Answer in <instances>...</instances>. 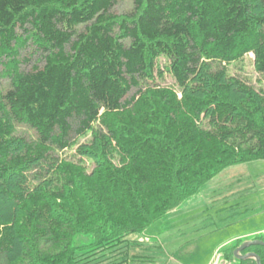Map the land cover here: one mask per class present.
<instances>
[{
    "label": "trees",
    "instance_id": "trees-1",
    "mask_svg": "<svg viewBox=\"0 0 264 264\" xmlns=\"http://www.w3.org/2000/svg\"><path fill=\"white\" fill-rule=\"evenodd\" d=\"M131 1L0 0V264H164L129 238L264 161V0Z\"/></svg>",
    "mask_w": 264,
    "mask_h": 264
},
{
    "label": "rangeland",
    "instance_id": "rangeland-1",
    "mask_svg": "<svg viewBox=\"0 0 264 264\" xmlns=\"http://www.w3.org/2000/svg\"><path fill=\"white\" fill-rule=\"evenodd\" d=\"M131 9V0H118L113 13L120 15ZM251 59L253 56L249 55L236 71L233 67L231 69L258 89V86H264V80L254 71ZM172 83L171 78L167 77L166 84ZM19 133L25 134L27 138L32 135L25 129L19 130ZM236 200L239 203L245 202L246 205L241 210L236 209L237 205L232 207L230 202L236 203ZM230 207L235 208L236 213L225 210ZM206 208L208 210L202 213ZM214 209H222L224 212L217 214ZM262 230L264 161H256L226 168L205 184L198 194L167 213L164 220L154 223L146 232L145 238L132 236L129 240H134L155 258L163 259L164 264L171 257L177 260L176 264H201L212 252L223 251L239 241L253 238L256 234L264 237V233L260 232ZM91 241L90 236L78 238L76 245H87ZM226 241L230 242L224 245L223 242ZM230 264L239 262L234 259Z\"/></svg>",
    "mask_w": 264,
    "mask_h": 264
},
{
    "label": "crops",
    "instance_id": "crops-1",
    "mask_svg": "<svg viewBox=\"0 0 264 264\" xmlns=\"http://www.w3.org/2000/svg\"><path fill=\"white\" fill-rule=\"evenodd\" d=\"M240 200H246V199H240ZM242 201H240V202H242ZM230 203H232L231 205H233L232 207H234V206H236V209H242V207L244 206V204L246 205V203L244 202V203H239V202H237V200H236V203H235V201H232V202H230ZM229 203V204H230ZM232 207H230L229 209H225V210H228V211H230L231 213H236V209L235 208H232ZM209 208V207H208ZM208 208H206V209H204L203 211H202V213H205L207 210H208ZM240 209V210H241ZM214 211V213H222V212H224V210H222V209H220V210H216V209H214L213 210ZM239 211V210H238ZM246 212V211H245ZM261 233H264V230H262V231H260ZM257 235H260V234H256V236ZM234 239V238H233ZM232 239V240H233ZM247 240H249V239H247ZM228 242H230V241H226V242H223V244L225 245V244H227ZM234 242V241H233ZM240 242V241H239ZM234 244V243H233ZM232 247V246H231ZM231 247H227L226 249H228V248H231ZM215 254V252H212V254L211 255H209L208 257H206V259H204L202 262H201V264H208L209 263V261H210V259H211V257L213 256ZM176 262H177V260H175V259H173L172 257L166 262V264H168V263H174V264H176Z\"/></svg>",
    "mask_w": 264,
    "mask_h": 264
},
{
    "label": "water",
    "instance_id": "water-1",
    "mask_svg": "<svg viewBox=\"0 0 264 264\" xmlns=\"http://www.w3.org/2000/svg\"><path fill=\"white\" fill-rule=\"evenodd\" d=\"M263 246L264 247V242L262 241H257V240H254V241H249V242H246L244 243L243 245H241L239 248H237L235 251H234V257L237 259V260H243V259H246V258H254L256 261H257V264H261L260 263V260L258 258V256H256L255 254L253 253H249L245 256H239L238 253L243 251L245 248L249 247V246Z\"/></svg>",
    "mask_w": 264,
    "mask_h": 264
},
{
    "label": "built area",
    "instance_id": "built-area-1",
    "mask_svg": "<svg viewBox=\"0 0 264 264\" xmlns=\"http://www.w3.org/2000/svg\"><path fill=\"white\" fill-rule=\"evenodd\" d=\"M210 264H224V261L219 254H216Z\"/></svg>",
    "mask_w": 264,
    "mask_h": 264
}]
</instances>
